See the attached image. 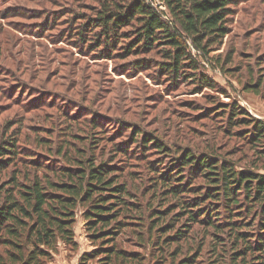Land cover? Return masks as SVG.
Here are the masks:
<instances>
[{
	"label": "trees",
	"instance_id": "1",
	"mask_svg": "<svg viewBox=\"0 0 264 264\" xmlns=\"http://www.w3.org/2000/svg\"><path fill=\"white\" fill-rule=\"evenodd\" d=\"M95 1L92 17L73 16L72 35L85 48L112 57L120 49L124 56H139L164 46L167 62L159 67L171 87L185 81L198 90L225 91L187 52V43L190 40L207 58L230 33L233 9L244 0H158L156 8L147 0ZM48 27L49 22L43 30ZM146 65L142 60L133 69ZM215 114L223 122L214 140L219 142L226 133L229 138L240 136L239 147L225 150L216 143L200 153L193 147L172 148L136 127L129 140L138 154L131 153L128 140L113 145L114 155H123L120 165L95 153L69 159L63 151L59 156L66 161L58 164L43 162L39 154L14 140L0 141V264H50L59 242L76 248L79 206L85 208L87 233L95 247L81 256L80 264H146L142 253L119 246L128 229L142 245L149 235L148 243L153 241L158 251L156 264H197L208 239L207 249L214 248L218 264H264V174L258 171L259 163L264 168V121L234 100L219 102ZM92 121L99 124L96 116ZM243 156L259 163L240 165ZM146 157H152L148 168L154 172V189H164L173 204L149 213L134 199L128 182L118 181L131 159ZM19 165L47 169L56 179L46 175L22 183L15 175L2 180Z\"/></svg>",
	"mask_w": 264,
	"mask_h": 264
},
{
	"label": "rangeland",
	"instance_id": "2",
	"mask_svg": "<svg viewBox=\"0 0 264 264\" xmlns=\"http://www.w3.org/2000/svg\"><path fill=\"white\" fill-rule=\"evenodd\" d=\"M147 1L155 8L160 5L158 0ZM95 8V0H0V141L14 140L28 146L47 163L64 164L66 160L59 156L63 151L69 159L78 153L87 157L95 153L101 160H116L120 165L123 155H114L113 145L128 140L131 153L138 154L129 140L136 127L159 136L169 147H193L200 153L216 143L228 150L239 147L242 141L240 136L229 138V133L221 135L219 142L214 140L216 128L223 122L216 118H220L219 113L215 114L219 102L237 101L264 121V0H244L233 9L230 33L207 58L190 40L187 43V52L201 64L206 76L229 95L210 88L198 90L197 85L185 81L171 87L159 67L167 62L164 46L156 45L152 52L139 56H124L120 49L112 57L85 48L72 35L76 22L73 16L82 13L92 17ZM48 22V29L43 30ZM142 60L147 65L134 70V64ZM94 116L99 120L97 126L92 121ZM40 142L44 144L40 146ZM151 160L131 159L123 177L117 176L119 182H128L134 199L142 203L146 213L173 206L169 201L172 197H167L164 189H154V172L148 168ZM247 162L259 163L243 156L240 165ZM260 164L258 171L264 174ZM35 167L19 165L2 180L15 175L22 183L46 175L56 179L47 169ZM198 183L203 184V180ZM84 212L81 206L76 210L77 247L59 242L50 264H80L81 256L95 248ZM148 238L142 245L128 229L119 246L142 253L148 258L146 264H156L158 251ZM202 246L205 248L197 264H218L214 248Z\"/></svg>",
	"mask_w": 264,
	"mask_h": 264
}]
</instances>
